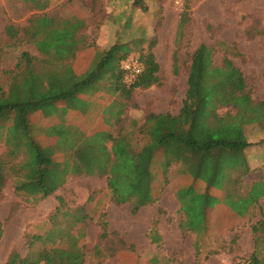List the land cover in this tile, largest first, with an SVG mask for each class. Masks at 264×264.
Segmentation results:
<instances>
[{
    "label": "trees",
    "instance_id": "obj_1",
    "mask_svg": "<svg viewBox=\"0 0 264 264\" xmlns=\"http://www.w3.org/2000/svg\"><path fill=\"white\" fill-rule=\"evenodd\" d=\"M25 1L33 3L36 9H45L49 0ZM186 9L188 6L180 15L178 29L186 22ZM81 23L76 18L57 21L52 16L39 15L31 17L24 28L11 24L4 28L12 45L31 42L44 56L41 60L21 51L14 68L5 70L9 79L7 90L0 87V127H7L10 138L6 141L25 148L26 155L23 177L15 183L14 190L43 199L53 195L69 174L104 176L111 200L118 205L127 204L135 214L159 200L170 183V168L175 165L178 181L174 191L185 226L191 231L203 227L199 236L202 239L207 233L212 237L218 232L211 230L208 221L214 217L211 209L225 205L240 216L254 209L264 195V182L243 190L242 177L250 171L244 150L251 143L245 140L242 126L248 121L264 120V101L251 100L243 72L229 59L223 60L222 67L212 68L213 47L199 44L192 55L188 86L178 113H148L142 125L147 140L137 150L123 133L114 136L101 129L83 133L70 122L83 114L87 104L80 106L79 94L93 92L96 84L107 77L114 78L115 88L125 93L159 85L153 42L138 55L143 71L128 84L123 81L120 61L131 55L139 43L115 42L103 51L92 69H88L90 60L80 70L77 61L83 58L79 49L82 38L77 37V31ZM206 70L222 80L204 92L199 75ZM229 105L238 109L234 116L216 114L218 107ZM54 115L59 122L48 126L45 133L53 143H42L33 133L35 117ZM212 127H220L221 132L212 131ZM4 181L0 170V192ZM58 201L49 216L51 227L43 233H25L27 253L22 255L13 249L3 264H84L88 214L84 206L71 209L64 205L62 197ZM263 223L264 217L251 225L254 235L258 224ZM156 224L155 219L149 233L153 244L161 241ZM100 230L99 241L92 247L93 258L117 255L126 264H141L133 245L101 248L107 236V222H101ZM2 235L0 220V239ZM202 239L197 243L196 254L203 246ZM259 263L255 253L248 257V264ZM147 264L161 263L157 256L149 255Z\"/></svg>",
    "mask_w": 264,
    "mask_h": 264
},
{
    "label": "rangeland",
    "instance_id": "obj_2",
    "mask_svg": "<svg viewBox=\"0 0 264 264\" xmlns=\"http://www.w3.org/2000/svg\"><path fill=\"white\" fill-rule=\"evenodd\" d=\"M185 6H188L186 22L178 29ZM39 15L52 16L57 21L76 18L82 22L77 31V37L82 38L79 49L83 58L77 61L80 70L85 69L90 60L88 69H92L103 51L115 42L137 41L139 46L131 53L137 56L153 42L159 85L125 93L115 88L114 78L107 77L96 84L93 92L80 93V106L87 104L83 114L71 118L70 123L83 133L101 129L115 136L120 132L138 150L147 140L142 125L148 113H178L188 86L192 55L201 43L213 47L212 68L222 67L223 60L229 59L243 72L251 100L264 101V0H49L45 9H36L25 0H0V87L3 90H7L9 81L5 70L14 68L21 51H28L41 60L44 58L31 42L12 45L4 28L9 24L24 28L31 17ZM82 44L85 47L81 48ZM199 78L204 92L215 88L222 80L210 70L203 71L202 75L200 72ZM237 110L229 105L220 106L215 112L234 116ZM34 122V135L40 142L52 144L45 133L48 126L59 122L58 116L35 117ZM212 131L221 132V128L212 127ZM7 138H10L7 127H0V170L5 180L0 192L3 228L0 264L13 249L22 255L27 253L25 233H43L51 227L49 216L59 202L58 197L71 209L84 206L88 214L84 228L87 246L84 264H126L117 255L92 257V247L99 241L101 222H107V236L101 248L133 245L141 264L148 263L149 255L157 256L161 264H248V257L237 255L236 240L242 235L247 249L251 247L249 222L253 216L244 231L232 234L222 231L212 237L207 233L202 239L201 230L191 231L185 226L174 191L178 181L175 165L170 168V183L159 200L133 214L127 204L118 205L111 200L104 176L69 174L53 195L43 199L17 193L14 186L23 177L25 148H17L12 140L7 142ZM155 219L161 235L157 244L149 239ZM201 239L203 249L196 254L195 248ZM253 240L255 255L262 256L259 264H264V223L258 224ZM218 243L223 244L232 259L213 255ZM229 250L234 251V255Z\"/></svg>",
    "mask_w": 264,
    "mask_h": 264
},
{
    "label": "crops",
    "instance_id": "obj_3",
    "mask_svg": "<svg viewBox=\"0 0 264 264\" xmlns=\"http://www.w3.org/2000/svg\"><path fill=\"white\" fill-rule=\"evenodd\" d=\"M260 122L261 121L258 120L252 122L248 121V123L245 122L242 126L245 140L251 143V145H249L244 150V156L247 160L248 165L250 166V171L242 177L244 191H247L251 187V185L257 182H264V123L261 124ZM211 210H213L212 214H214V217L212 216L210 220H208V217H205V220L207 219L211 225V230L216 229L218 232H230L231 234L234 231H244L247 228L248 221L250 220V218H252L251 213L253 212V220L249 222L250 226L248 225L251 231L252 245L249 249H247V246L245 245V238H243L244 236L241 235L237 240V244L239 246L237 255L239 254L240 256L249 257L252 253L256 254L254 250V234L252 232L251 225L264 217V195L260 197L255 208L250 209V211L248 213H245L244 216L236 214L225 205L217 206V208ZM202 228L203 227H201L199 230L202 231ZM215 246L217 247V245ZM211 247L214 248L212 244ZM202 249L203 248L200 246L199 251L202 252ZM230 253L234 255V251ZM213 255H226L227 257H231L232 259V256L228 254L227 249L223 248L222 245H219L216 248V253ZM256 257L259 262H262V256Z\"/></svg>",
    "mask_w": 264,
    "mask_h": 264
},
{
    "label": "built area",
    "instance_id": "obj_4",
    "mask_svg": "<svg viewBox=\"0 0 264 264\" xmlns=\"http://www.w3.org/2000/svg\"><path fill=\"white\" fill-rule=\"evenodd\" d=\"M120 68L124 72L125 82L130 84L143 71L144 66L137 55L131 54L120 61Z\"/></svg>",
    "mask_w": 264,
    "mask_h": 264
}]
</instances>
